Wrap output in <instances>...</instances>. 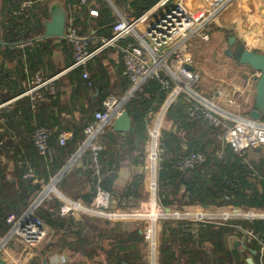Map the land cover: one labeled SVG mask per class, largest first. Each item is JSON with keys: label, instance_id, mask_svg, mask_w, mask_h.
Returning <instances> with one entry per match:
<instances>
[{"label": "trees", "instance_id": "obj_1", "mask_svg": "<svg viewBox=\"0 0 264 264\" xmlns=\"http://www.w3.org/2000/svg\"><path fill=\"white\" fill-rule=\"evenodd\" d=\"M23 1L0 0V28L5 46L21 42L28 44L26 42L32 41L43 32V20L47 18L46 7L37 6L38 9L36 5L22 7ZM31 1L34 3L35 0ZM66 1L70 6L78 3V0ZM154 4L155 0H132L130 6L133 9V17L138 18ZM77 19L76 13L75 20ZM73 28H76L74 22ZM208 32L210 34L223 32L220 18L212 20ZM105 35L108 36L109 33ZM37 42L38 45H44L41 41ZM60 43L70 46L73 57L71 41L64 38ZM191 43L192 41L189 45ZM188 51L195 57V52L190 51V48L186 53ZM231 69L232 75L242 80L247 73L252 72L248 65H240L235 60H232ZM70 73L78 85L73 91L76 96L77 93H87L88 89L94 87L91 76L92 87L88 88L85 85L81 77L82 67H76ZM256 79L257 76L253 80ZM199 84L195 91L201 96L209 99L219 96L213 95L210 90L205 91L202 83ZM128 87L129 81L122 87L121 92L110 94L109 90L101 93L102 87L98 86L100 105L95 108L88 104L84 106L81 110L84 115L76 120L72 119L70 136L63 145L58 143L60 132H52L45 154H40L35 148L31 135L37 127L46 125L34 128L21 142V148L16 149L6 148L11 142L4 139L5 135L0 134V157L20 160L22 163L17 174H14L16 177L12 179L7 178L0 160V234H4L9 228L6 223L7 216L20 215L25 211L35 198L33 194L41 190L42 184H47L56 176L78 151L84 138L83 129L92 120L93 113L101 109L102 101L109 95H123ZM171 89L172 85L165 89L159 80L150 78L134 92L124 106L131 120L130 129L120 133L105 130L98 139L100 144L98 151L94 153L90 148L84 149L59 178L57 188L61 193L71 200L89 206L97 191L102 190L107 192L110 198L114 196L118 198L119 208L122 207L124 210L134 208L143 194L144 174L134 173L124 189L120 192L115 191L113 182L117 175L119 162L117 158L127 155L132 157L134 166H144L150 120ZM77 99L78 97L74 100L75 104L82 107ZM190 103V97L181 93L165 113L158 139L159 161L156 181L158 202L169 208L206 205L214 208L264 209V145L259 148H248L241 154L235 153L221 140L224 130L222 125L214 127L201 118L189 116ZM252 103L253 101L248 108L239 112L242 111L249 116ZM260 121L264 122V112ZM46 127L51 128L48 125ZM115 144H119L122 153H116L113 157ZM191 152L201 153L204 161L190 169H179L177 163ZM79 162L82 165L77 167ZM29 171L32 176L25 180L23 174ZM253 173L256 174L255 177H252ZM33 180L36 182L32 183ZM124 201L128 202L126 207ZM61 203L57 197L50 195L36 208L35 214L47 229L40 253L37 249L22 244L17 246L19 253L31 256L30 264H36L39 256L54 246L67 249L83 258L71 264H145L143 251L145 242L140 227H134L132 231L127 232L121 229L122 222L101 221L84 214H78V217L62 216L59 212ZM169 213L172 214L171 211ZM223 215L227 216L228 213ZM231 225L251 230L264 239L263 219L212 223L186 218H165L161 222L159 233L158 264H247L244 259H240L235 250H229L225 245V234L234 228ZM250 247L257 249V243L253 239L250 240ZM262 261L264 264V257ZM254 264H260L258 254Z\"/></svg>", "mask_w": 264, "mask_h": 264}, {"label": "crops", "instance_id": "obj_2", "mask_svg": "<svg viewBox=\"0 0 264 264\" xmlns=\"http://www.w3.org/2000/svg\"><path fill=\"white\" fill-rule=\"evenodd\" d=\"M131 1L132 0H86L85 3H81L80 0H78V3L72 4L71 6L66 0H35L34 3H31V7L33 5H36V8L37 6H45L47 9V18L43 20V31L44 22L50 19L49 14L52 6L55 4L61 5L65 12V34L69 28L73 27V22L75 23L77 33L84 35L83 37L87 40V50L91 53V56L86 63V69L94 82V87L90 90L88 89V94L86 92L81 94L77 93L78 95L76 96L73 93L75 87L78 85L70 72L76 68H70L73 63L70 46L60 43L61 39L66 38L65 36L39 38L42 35V32L35 36L32 41L26 42L28 44L21 42L13 46H5V43L0 45V134L5 135L4 139L11 142L8 145L6 144V148H21V142H23L30 132L38 125H48L51 127L50 129L52 132H66L70 134L69 129L72 119L76 120L84 115L81 111L84 106L88 104L95 108L100 105L98 86L102 87L101 93L109 90L111 91L110 94H118L121 92L122 87L128 84V80L124 74L121 48L127 41H133V39L131 37H122L106 44L105 41L113 37V23L122 16L131 20L140 18L137 22V29L138 31H144L158 16L169 8L173 2L178 0H167L157 6L153 5L138 18L133 17V9L130 6ZM188 1H193L198 6L197 9H194V7L192 8L193 4L189 5L190 9L200 10L209 7L214 0ZM92 9L97 11L96 15H91L89 13V10ZM105 10H108L109 12L107 13ZM76 13L78 14L77 20H75ZM224 14H226L225 18L221 19L220 16ZM216 17L223 20L221 21L223 23L221 24V28H224L226 24H231L232 26V30H225L226 32L228 31L227 34H225L227 35L226 44L229 49L226 51L228 57L232 58L228 52L233 50V48L230 50L233 45H229L227 42L229 32H233L237 41L244 44L245 47L264 52V0H231L223 5L214 18ZM106 33H109V35L106 36ZM37 41L44 43L45 47L44 45H38ZM189 48L191 50V45H189ZM185 55L189 57V65L192 66L194 70L199 72L202 71L196 57H192L189 51ZM255 76L258 77V72L252 69V72L247 73L244 80L235 78L233 81L238 84V81H240L239 85L241 88H236L237 90L234 89L237 92L233 91V95H227L228 91H223V94L219 95L215 91L213 92V95L218 94L219 96H213L212 99L207 97V99L217 108L227 111L228 113L236 116H247L242 111L239 112V110L248 108L250 102L254 101L255 81L253 79ZM34 86L37 87L34 90L27 92ZM181 93L187 94L186 92L177 90L172 86V89L168 93L159 110L150 120L148 126V141L144 151V166H134L131 160L132 157H128L127 155H121V158H117L119 161L116 170L117 175L113 182V189L115 191L120 192L124 189L126 184L133 178L134 173L143 172L144 174L143 194L137 202V205L134 207L140 204L145 195H150L154 192L157 196L156 181L159 154L158 158H156V154L158 151L160 130L164 124L167 109ZM77 97V100L82 104V107L75 104L74 100ZM239 97H242V100H239ZM252 107L253 103L249 110H251ZM235 108H238L239 110H236ZM231 109H234L236 112H232ZM106 132L120 133L127 131H115L111 125ZM113 152V157H115L114 154L116 153H122L119 144H115ZM131 156H133V154ZM0 160L4 165L7 178L13 179L16 177L14 174H17L18 169L22 165L20 160H12L8 157H0ZM70 160H68L66 164ZM81 165V162L77 163V167H80ZM31 176L26 177L23 174L25 180L29 179L28 177ZM54 177H52L47 184H42L41 190L33 194V197H38L39 193L44 191L48 185H52L51 181H53ZM35 182V180L32 181V183ZM55 187L57 188V182ZM87 189L88 188H86V190ZM57 190L61 193L58 188ZM116 194L114 193V195ZM51 195L61 200L57 193L52 192ZM114 197L110 198V205L116 210L123 209L121 206V208H119L117 202L118 198L116 196ZM126 203L128 202L124 201L125 207L128 205ZM147 211H149L150 215L153 217H151L152 223V219H156L164 213V211L161 212L156 206L148 207ZM77 215L78 214H70V216L73 217H78ZM231 226L234 227L233 230L224 236L225 245L229 250H235L240 256V259L246 261V259L250 257L252 259V264H254V260L257 257L258 245L256 250L252 249L250 247L251 239L245 237V240L243 241V244L245 245L244 248L239 244L234 246L233 240H241L243 233L234 225ZM121 229L130 232L134 227L129 225L128 222H122ZM158 229L160 233L161 223ZM140 233L143 234L146 247L147 241L149 244V234L147 236L144 229H141ZM39 246H41V244L31 248L37 249V252L40 253ZM150 250L151 256H148L149 264H152V262L153 264H158V259H156V246L155 250H152L151 248ZM25 257L26 261L21 264H30L32 261L31 256L25 254ZM82 259L81 256L77 254L74 255L67 249L54 246L44 251L43 255L39 256L36 264H53L55 262L71 264L73 261L75 262V260Z\"/></svg>", "mask_w": 264, "mask_h": 264}, {"label": "built area", "instance_id": "obj_3", "mask_svg": "<svg viewBox=\"0 0 264 264\" xmlns=\"http://www.w3.org/2000/svg\"><path fill=\"white\" fill-rule=\"evenodd\" d=\"M165 1L167 0H155L154 6ZM230 1L214 0L205 9L193 10L189 8L186 0H178L173 2L144 31H138L137 29V22L140 18L131 20L122 16L114 22L112 26L113 37L105 41L106 44L122 37H131L133 39V41H127L121 48L124 74L129 81V87L123 95H109L102 101L101 109L93 113L92 120L83 129L84 138L78 151L72 157L74 159L73 161L76 160L84 149L90 148L94 153L100 149V144L98 143L99 137L121 115L125 103L132 94L139 90L150 78L159 80L165 89H168L172 85L177 90L186 92L191 101L188 108L189 116L201 118L214 127L222 125L224 127L221 136L222 142L229 145L235 153L241 154L248 148H259L264 145V122L253 120L249 116H236L217 108L207 98L195 91V87L201 76L200 72L187 68L189 65V57L185 53L188 49L189 42L194 37L207 40L210 22L218 14L223 5ZM80 2L85 3L86 0H80ZM31 3V0H24L22 7H28ZM89 13L96 15L97 11L92 9L89 10ZM65 37L72 43L73 63L70 68L82 67L81 77L88 88L92 87V80L86 69V63L91 56V53L87 50L86 38L78 35L76 29L73 27L66 31ZM36 87H32L27 92L34 90ZM216 93L221 95L223 91L217 90ZM51 134L52 130L46 126H39L33 131L31 139L40 154H45L47 151L48 139ZM69 136V133L60 132L58 134V143L63 145ZM156 158H158V151ZM203 161L204 157L201 153L191 152L180 159L177 166L181 170H186ZM31 175V172L25 174L26 177ZM255 175L253 173L252 177H255ZM59 178H56L54 185H48L42 191L44 192L43 196L40 199L36 197L20 215L9 214L7 216L6 223L9 225V228L4 234H0V257L4 259L5 263L12 262L17 264L15 262L16 245L22 244L28 247H36L46 237L47 229L43 221L35 214V210L45 198L50 197L52 192L57 193L61 199L62 203L59 212L62 216L87 211L93 212L94 210L100 214H105L104 212L108 211V217L111 219L126 220L130 217L143 216V212H146L145 210H140L145 206L143 203L135 210L134 208L116 210L110 205L109 194L102 190H98L90 205L85 206L81 202L71 200L58 192L55 185ZM147 204L149 207L156 206L161 212L164 211L163 214L165 215L158 218H186L209 222L207 221V213L200 211L182 214H170V211L165 212V207L159 204L154 192L150 194ZM232 208L231 213L234 215L238 214V211H241L240 208ZM246 218H251V220H264V212L260 213L258 209H252L247 212ZM156 219H152L153 223L151 222L150 225L152 230L149 232V244L152 250H155L156 245ZM234 226L240 229L245 237L253 239L257 243L259 262L263 264L264 239L254 234L251 230L243 229L239 225ZM61 263L55 262L53 264Z\"/></svg>", "mask_w": 264, "mask_h": 264}, {"label": "rangeland", "instance_id": "obj_4", "mask_svg": "<svg viewBox=\"0 0 264 264\" xmlns=\"http://www.w3.org/2000/svg\"><path fill=\"white\" fill-rule=\"evenodd\" d=\"M187 5H192V8L197 9L198 6L195 4L193 1H188L186 0ZM224 16V17H223ZM226 14L221 15V19L225 18ZM223 21V20H221ZM221 24H223L221 22ZM223 32L220 33H208V39L203 40L200 37H194L191 45V50L192 52H195L194 55L196 59L198 60V63L200 64V67L202 68V71H200V79L197 83V85L200 86L199 82L202 83L203 88L205 91L215 92L217 90L220 91H228L227 95L231 94L233 95V91L237 92L236 88H241L240 87V81L239 84L235 83L233 80H235V77L233 74V70L231 69L232 66V60L233 58L228 57L226 55V51L229 50L226 44V36L228 31L232 30L231 24H226L224 28H222ZM225 30H228L227 32ZM218 37V38H215ZM190 41V42H191ZM233 47L230 48L232 50ZM231 65V66H230ZM197 87V86H196ZM236 89V90H234ZM205 97V96H203ZM207 98V97H205ZM239 100H242V97H239ZM236 110H239L238 108H235ZM232 112H236L234 109H231ZM240 111V110H239ZM150 198V195H145L142 201L140 202L145 204L144 208L140 210H145L146 212H143V216H135L133 218H129L126 220H121V219H111L108 217V211L104 212L105 214H100L97 211L93 212H84V213H79V214H84L88 217L94 218V219H99L101 221L107 220L111 222H128L129 225L132 227H140L141 229H144V232H146V235L148 236L150 230H152L150 227L151 225V215L150 212L147 211V208L149 205L147 204L148 199ZM158 201V199H157ZM139 204V205H140ZM160 204V203H159ZM134 207V210L136 208H139L140 206ZM232 207H222V208H214V207H204V206H191V207H178V208H171L170 211L172 214L175 213H195L197 211L207 213V217L209 222L212 223H227L230 221H242V220H251V218H246L247 212L251 211L252 209H242L240 208L241 211H236L238 214H231L232 212ZM255 210V208H254ZM259 210V209H258ZM264 210V209H260ZM259 210L260 213H263ZM228 213L227 216L223 215L224 213ZM235 212V213H236ZM177 216V215H176ZM153 218V217H152ZM164 219L162 218H157L156 219V225H155V242H156V259H158V242H159V226L160 223ZM151 236V235H150ZM42 246V244H41ZM41 246L39 248L41 249ZM17 248V245H16ZM144 253H145V264H149L148 261V256H151V250H150V244H148V241L146 243V247H144ZM17 252V251H16ZM26 261V257L22 252H17L15 256V262L17 264L24 263ZM10 264H15V263H10Z\"/></svg>", "mask_w": 264, "mask_h": 264}, {"label": "water", "instance_id": "obj_5", "mask_svg": "<svg viewBox=\"0 0 264 264\" xmlns=\"http://www.w3.org/2000/svg\"><path fill=\"white\" fill-rule=\"evenodd\" d=\"M49 16L50 19L44 22V31L39 38L64 37L65 12L62 9L61 5H53ZM227 42L229 45H233V50L228 52V54L232 56L233 60H235L241 65H248L251 69L258 72V77L254 85L255 93L253 107L249 111V117L253 120H260V117L264 112V52L256 51L245 47L244 44L237 41L233 32L228 33ZM3 44L4 41L1 39L0 34V45ZM187 68L193 69V67L190 65H188ZM130 126L131 120L126 110H123L121 115L117 117L112 124V128L115 131H128L130 129ZM73 160L74 159L71 158V160L64 166V168L55 176V179H53L52 181V185L55 184L56 178H59V176L66 171L67 167L73 162ZM259 190H261V186H259ZM43 193L44 192H41L37 198L40 199L43 196ZM204 207L207 206L204 205ZM164 210L165 212H169L170 208L165 207ZM244 240L245 235H243L241 240H233L234 246L239 244L244 248ZM246 261L248 264H252V259L250 257L247 258ZM0 264H5L4 259L1 257Z\"/></svg>", "mask_w": 264, "mask_h": 264}, {"label": "bare ground", "instance_id": "obj_6", "mask_svg": "<svg viewBox=\"0 0 264 264\" xmlns=\"http://www.w3.org/2000/svg\"><path fill=\"white\" fill-rule=\"evenodd\" d=\"M152 264H153V262H152Z\"/></svg>", "mask_w": 264, "mask_h": 264}]
</instances>
